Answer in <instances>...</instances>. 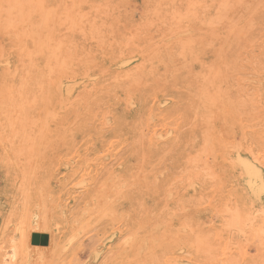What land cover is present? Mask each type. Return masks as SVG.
I'll return each instance as SVG.
<instances>
[{
	"label": "rangeland",
	"instance_id": "1",
	"mask_svg": "<svg viewBox=\"0 0 264 264\" xmlns=\"http://www.w3.org/2000/svg\"><path fill=\"white\" fill-rule=\"evenodd\" d=\"M0 264H264V0H0Z\"/></svg>",
	"mask_w": 264,
	"mask_h": 264
},
{
	"label": "bare ground",
	"instance_id": "2",
	"mask_svg": "<svg viewBox=\"0 0 264 264\" xmlns=\"http://www.w3.org/2000/svg\"><path fill=\"white\" fill-rule=\"evenodd\" d=\"M29 233V232H28ZM42 240V239H41ZM48 241H49V243H51L52 244V241H53V239H52V237L51 236H49V238H48ZM34 242V241H33Z\"/></svg>",
	"mask_w": 264,
	"mask_h": 264
}]
</instances>
